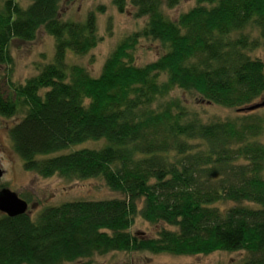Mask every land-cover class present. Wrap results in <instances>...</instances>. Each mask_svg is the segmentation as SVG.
<instances>
[{
	"label": "trees",
	"instance_id": "1",
	"mask_svg": "<svg viewBox=\"0 0 264 264\" xmlns=\"http://www.w3.org/2000/svg\"><path fill=\"white\" fill-rule=\"evenodd\" d=\"M62 1L0 0V65L10 86L8 96L0 88V116L24 109L8 134L26 171L101 178L120 196L0 215V264L215 251H244L240 264H264V115L253 112L264 106L247 110L264 95V61L251 54L264 45V0H194L176 19L164 8L181 0H110L146 22L116 44L98 76L66 62L100 40L95 11L62 20ZM41 28L54 39L52 60L13 83L11 43L32 41ZM142 39L163 52L138 66ZM174 91L239 112L203 121ZM101 139L100 148L59 153ZM136 217L160 227L153 236L132 232Z\"/></svg>",
	"mask_w": 264,
	"mask_h": 264
},
{
	"label": "rangeland",
	"instance_id": "2",
	"mask_svg": "<svg viewBox=\"0 0 264 264\" xmlns=\"http://www.w3.org/2000/svg\"><path fill=\"white\" fill-rule=\"evenodd\" d=\"M27 4V2H22ZM195 5L194 0H181L173 8H164L168 17L176 19L180 13L188 11ZM104 7L99 11L97 7ZM60 17L62 20L82 22L90 11H95L97 34L100 38L95 47L85 55H73L68 53L66 62L83 66L91 76H98L106 57L114 49L116 44L133 31L140 29L146 22V17L135 18L133 9L128 7L120 13L112 5L110 0H64L60 3ZM257 35L256 30L253 33ZM54 39L42 28L32 41L14 40L10 45V53L13 57V65L9 79L13 83H24L34 75L38 68L53 57ZM163 52L158 42L140 40L134 51L136 65H144L154 61ZM252 56L264 61V45L251 52ZM6 66L0 65V88L4 96L10 93V86L6 78ZM183 99L189 108L197 111L203 121L234 116L239 111L223 108L201 100L197 95H188L180 91H174ZM264 101V95L258 100ZM256 103V102H255ZM249 112V111H247ZM253 112L264 115V107ZM24 109L12 117L0 116V188L6 187L16 192L19 197L29 203V216L34 217L38 211L48 206H56L61 203L75 200H96L120 196L119 193L110 191L101 178H89L68 181L58 176L42 178L34 172L26 171L22 160L13 150L8 134L9 129L23 116ZM264 142V135L260 138ZM105 140H88L75 144L59 153H68L70 150L81 148H100ZM70 149V150H69ZM59 153L48 154L45 157L55 156ZM1 214V213H0ZM160 225H151L140 217L134 219L131 226L132 232H138L144 236H153ZM246 252L215 251L208 255L173 256L169 254H151L148 252L135 253H108L106 255H94L84 262L87 264H112L120 261H131L133 264H240Z\"/></svg>",
	"mask_w": 264,
	"mask_h": 264
},
{
	"label": "water",
	"instance_id": "3",
	"mask_svg": "<svg viewBox=\"0 0 264 264\" xmlns=\"http://www.w3.org/2000/svg\"><path fill=\"white\" fill-rule=\"evenodd\" d=\"M264 106V101L255 103L247 107V110H254ZM3 172L0 168V177ZM28 210L27 202L18 196V194L9 188L0 189V212L4 213L8 217H14L19 214L26 213Z\"/></svg>",
	"mask_w": 264,
	"mask_h": 264
},
{
	"label": "flooded vegetation",
	"instance_id": "4",
	"mask_svg": "<svg viewBox=\"0 0 264 264\" xmlns=\"http://www.w3.org/2000/svg\"><path fill=\"white\" fill-rule=\"evenodd\" d=\"M1 170H2V169H1ZM1 188H4V187H1ZM1 188H0V189H1ZM27 203H28V202H27ZM28 206L30 207L29 203H28ZM0 213H1V212H0ZM2 214H4V213H1L0 215H2Z\"/></svg>",
	"mask_w": 264,
	"mask_h": 264
}]
</instances>
